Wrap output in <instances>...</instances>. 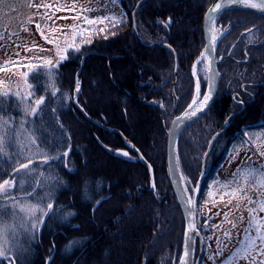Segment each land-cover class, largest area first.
<instances>
[{
  "label": "trees",
  "instance_id": "16d2710c",
  "mask_svg": "<svg viewBox=\"0 0 264 264\" xmlns=\"http://www.w3.org/2000/svg\"><path fill=\"white\" fill-rule=\"evenodd\" d=\"M118 2L120 15L83 35L57 67L31 70L30 110L20 111L11 93L0 92V118L25 117L23 127L14 121L8 129L0 151V182L13 180L10 197L45 208L43 223L29 230L19 212L0 203L2 221L17 226L14 241L9 240L11 251L0 264H178L184 219L167 177V120L193 97L191 66L203 47L201 22L212 0ZM253 20L263 33L264 14L256 12ZM226 53L222 48L220 56ZM231 58L232 53L218 65L227 95L218 92L212 106L178 139L180 172L190 184L199 175L209 138L219 131L205 160L208 169L197 202L225 161V147L245 130L264 133V84L251 87L253 94L239 111L230 98L241 82L264 78V48H255L251 73L250 62L237 69ZM77 86L81 109L73 101ZM19 138H29L38 155L24 153ZM119 149L130 158L118 155ZM139 154L153 168L154 187ZM56 157L61 158L53 162ZM29 160V169L14 176ZM86 193L90 197L82 198ZM65 212L75 215L62 222ZM19 225L25 226L21 230ZM73 240L81 242L67 250ZM204 258L201 252L198 264Z\"/></svg>",
  "mask_w": 264,
  "mask_h": 264
},
{
  "label": "rangeland",
  "instance_id": "374dc122",
  "mask_svg": "<svg viewBox=\"0 0 264 264\" xmlns=\"http://www.w3.org/2000/svg\"><path fill=\"white\" fill-rule=\"evenodd\" d=\"M118 1L27 0L25 5L16 7L13 12L8 8H3L0 12V92L3 94L5 92L11 93L13 98L17 100L20 111L30 110L32 107L29 106L28 94L31 89L28 85H31L29 74L31 70L37 67H57L61 61L60 55L66 57L68 48L75 45L74 43H77L83 35L94 32L120 15ZM76 35L77 39H75ZM49 41L53 42L49 43ZM57 44L59 45V51ZM200 53L191 67L196 82H198L199 75L205 77L207 73V61L205 57L201 58ZM48 60H52L53 64H46L45 62ZM25 73H27V76L24 75ZM199 91L201 96L200 87ZM22 96L24 99L21 98ZM192 99L193 97L189 103ZM189 103L184 106L183 110ZM77 108L81 109L80 105ZM172 118L167 120V131ZM22 120L25 121V117L20 114L17 117H8L7 115L0 118V151L4 150L11 124L14 121L20 122L18 127L21 128L24 126ZM263 136V131L245 130L236 143L228 145V148L225 147L226 150H229H227L225 161L216 170L215 175L208 180L203 196L196 204V225L199 234L202 233L204 237L205 244L202 245L203 241L201 239V252H204L205 257L203 264H251V261L246 257L253 250L252 243L249 237L245 235L244 230L250 228L253 239L257 235L255 230L257 227H261V234H264V211L259 210L261 203H264ZM27 139L19 138V146L22 150L24 149V153H27L28 156L31 154V156H37L38 152L32 145V141L29 138ZM116 152H125V150L119 149ZM205 167L204 169H206ZM199 176L200 172L195 182L193 181L190 184L182 176L190 196L192 186H195ZM10 181L13 182V180ZM0 183H3V181ZM236 189H241V191H235ZM230 192L233 194L229 195ZM249 200L254 201V203H249ZM238 205L240 210H238ZM4 206L19 212L23 216V224L26 227H31L32 223L37 226L45 209L40 203H35L32 200H19L10 196L7 205L4 204ZM18 206H32L35 208L34 217L25 212H20ZM250 208L256 209L251 215L248 211ZM0 221H2L1 216ZM10 221L3 219L0 229L4 226L14 225ZM196 253H199L198 239L196 240L195 255ZM256 264H260V258L256 259Z\"/></svg>",
  "mask_w": 264,
  "mask_h": 264
},
{
  "label": "water",
  "instance_id": "95a60500",
  "mask_svg": "<svg viewBox=\"0 0 264 264\" xmlns=\"http://www.w3.org/2000/svg\"><path fill=\"white\" fill-rule=\"evenodd\" d=\"M238 0H214L213 3L207 8L203 16L202 22V30L205 39V46L203 48L204 54L206 56L207 61V74H206V85L203 94L200 96V99L203 98V95L209 91L210 85L213 86V98L209 102V104L199 113H197L196 117L191 118L190 120L188 117L185 116V113L189 111V105L183 110L180 114L174 116L171 120L169 129L167 131L166 136V168H167V177L170 181L172 190L174 192L175 198L177 200L178 206L182 212V216L184 219V234H183V242H182V251L178 261V264H181L183 261L184 264H198L199 259L201 257V235L197 229L196 225V204H197V197L199 194V189L206 172L205 167V158L208 154L211 144L213 143L215 137L218 135L219 132H215L207 145L206 151L202 158L201 163V171L198 180L196 181L195 186H192V193L191 196L188 194V191L185 187L179 164H178V155H177V143L179 136L183 129L203 115L208 108L211 106L219 87V71L217 68V59L215 56V47L216 43L218 42L219 38L221 37L222 33H218L214 39H211V28L216 15L223 9L234 6ZM252 1L255 5H259L257 8L264 12V0H249ZM221 4V9L218 12L209 17V12L216 4ZM138 3L135 5L134 9L132 10V16H134L135 9ZM89 52L84 53L87 54ZM203 52L200 53V55ZM83 57V56H82ZM82 63V59H81ZM200 93V91H199ZM197 95V82L195 81V93L194 97ZM77 93L76 89L74 90L73 101L76 107H79L77 103ZM84 115H86L84 110H81ZM180 118V119H178ZM91 119V118H90ZM187 121V123H185ZM139 157L142 163L146 166L149 172L151 184L154 182V171L151 164L141 155ZM195 189V191H194ZM199 240V253L195 259V249H196V240ZM186 244H191V249L188 250V255H186Z\"/></svg>",
  "mask_w": 264,
  "mask_h": 264
},
{
  "label": "flooded vegetation",
  "instance_id": "af4514ba",
  "mask_svg": "<svg viewBox=\"0 0 264 264\" xmlns=\"http://www.w3.org/2000/svg\"><path fill=\"white\" fill-rule=\"evenodd\" d=\"M26 1L27 0H7V1L0 0V12L3 10V8H8V10L10 9V11L13 12L16 10V7L20 5H25ZM213 1L214 0H212V2ZM256 12L264 14V12L259 10L257 7H252V5L249 4V0H238L234 6L227 7L221 10L216 15L211 28V39H214L218 33L223 32L218 42L216 43V47H215V56L218 61L217 68L219 62H221L225 58H229L232 53V57L234 58V61L238 65L237 69H243V65L248 64L250 62L248 64V72L251 73L254 70L253 59H254L255 48L256 47L264 48V31L263 33L259 31L260 33L259 34L256 31V24L255 21L253 20L254 14ZM202 22H203V17H202ZM202 22H201V31L203 38V47L201 48L200 52H204L203 48L205 46V39L202 30ZM222 48H225V52L227 53L224 54L223 56H220ZM204 57L206 59V56L201 54V58ZM206 74L205 77L199 75V79L197 80L199 83L200 90L202 91V94L205 90ZM263 74H264V69H263ZM257 83L264 84V78L263 79L261 78L258 82L253 80L243 81L239 84L237 88H235V90L232 91L230 95L231 100L234 101L236 104L240 105V108L236 111H239L240 109L244 108L245 104L248 103L250 96H252L253 94V90L251 87L255 88ZM223 88L224 87L221 86V76H220L217 94L219 92L222 97L227 95L226 90ZM228 119L229 118H227V120Z\"/></svg>",
  "mask_w": 264,
  "mask_h": 264
},
{
  "label": "snow or ice",
  "instance_id": "6c2138e0",
  "mask_svg": "<svg viewBox=\"0 0 264 264\" xmlns=\"http://www.w3.org/2000/svg\"><path fill=\"white\" fill-rule=\"evenodd\" d=\"M259 5H255L253 4L252 7H258ZM221 9V4H216L213 9L210 10L209 12V17L215 15L218 10ZM122 21H117V23H121ZM171 23V20L169 19V24ZM101 31H103V29H101ZM53 41H49V43H52ZM57 48L59 51V45L57 44ZM65 57L63 55H60V60H63ZM48 65H52L53 61L52 60H48L45 62ZM25 76H27V73L24 74ZM33 78L35 79L36 76L34 75ZM28 87L31 89V85H28ZM76 93L77 95L79 94V86H77L76 89ZM4 96H7L8 93H4ZM29 96L32 95L31 91H29ZM22 99H24V97H21ZM213 98V86L210 85L209 87V91L206 92L203 95V98L200 99V93H199V83L197 82V95L196 97L193 98L192 103L189 105V111L185 113V116L188 117V119L190 120L193 117L197 116V113L201 112L211 101V99ZM43 103V97H41L40 99L35 100V104L37 106L41 105ZM33 114L36 113V109L33 108L32 109ZM180 119V118H178ZM185 123H187V121H185ZM227 123V121H226ZM9 146L11 145V140L9 139ZM118 155H123L124 157H129V153L128 152H118ZM63 156H67V152L63 153ZM61 157H56L53 158V162H55V159H60ZM130 158V157H129ZM45 163H47V161H45ZM31 164V160H29L28 163H22L20 164L19 168L15 169L13 175L14 176H18L20 175L22 172H24L25 170L29 169V166ZM262 171H264V169H262ZM0 175H2V173H0ZM13 182L10 180L5 179L3 181V183H0V195H3L4 199L0 200V203H4L5 205H7L8 199H9V190L11 187H13ZM153 187H154V182H153ZM195 191V189H194ZM235 191H241V189H236ZM229 195H232L233 193H228ZM19 199V198H16ZM102 202V201H101ZM249 203H254V201L249 200ZM99 206V202L97 203V207ZM19 207V211L20 212H25L27 213L29 216L34 217L35 214V208H33L32 206H28V207H24V206H18ZM238 210L239 209V205L237 206ZM47 208L49 210L52 209V205L48 204ZM4 210H9V209H4ZM260 211H264V203H261L260 205ZM250 215L256 211V209H248ZM71 214V213H70ZM0 215H3V210H0ZM242 219V217H241ZM40 223H43V221H39ZM3 222L0 221V224H2ZM25 225H19L18 227L21 228V230L23 229ZM17 226L16 225H12V226H4L2 229H0V258H7L5 253L11 251L12 245L9 244V240H13L15 239V228ZM36 227L35 223L31 224V227L29 230H32ZM233 227H235V225H233ZM256 237L253 239L251 237V229L250 228H245V235L249 237V240L252 243V252L249 253L247 255V259L251 261V264H256V259L260 258V264H264V234L262 233V229L261 227H257L256 229ZM76 243H79V241H77ZM191 244H186V255H188V250L191 249ZM181 264H184V262L182 261Z\"/></svg>",
  "mask_w": 264,
  "mask_h": 264
},
{
  "label": "clouds",
  "instance_id": "9594fccd",
  "mask_svg": "<svg viewBox=\"0 0 264 264\" xmlns=\"http://www.w3.org/2000/svg\"><path fill=\"white\" fill-rule=\"evenodd\" d=\"M89 197H90V193H86L82 198L87 199V198H89ZM70 213H71V214H70ZM74 215H75L74 212H65V213L63 214V216L61 217V221H62V222H68V221L71 219V217L74 216ZM76 242H77V241H75V240H73V241H69L68 245L65 246L66 249H67V250H70L71 246H72L74 243H76ZM79 242H81V241H79Z\"/></svg>",
  "mask_w": 264,
  "mask_h": 264
},
{
  "label": "bare ground",
  "instance_id": "6f19581e",
  "mask_svg": "<svg viewBox=\"0 0 264 264\" xmlns=\"http://www.w3.org/2000/svg\"><path fill=\"white\" fill-rule=\"evenodd\" d=\"M250 5H253L254 3L252 1H249ZM213 34V33H212ZM202 55H205L204 52L202 53Z\"/></svg>",
  "mask_w": 264,
  "mask_h": 264
}]
</instances>
